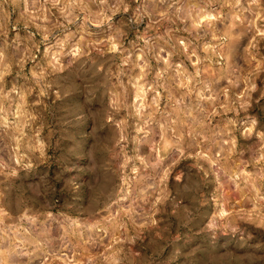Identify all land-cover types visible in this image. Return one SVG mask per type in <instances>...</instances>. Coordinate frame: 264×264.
<instances>
[{
  "label": "rangeland",
  "instance_id": "rangeland-1",
  "mask_svg": "<svg viewBox=\"0 0 264 264\" xmlns=\"http://www.w3.org/2000/svg\"><path fill=\"white\" fill-rule=\"evenodd\" d=\"M0 264H264V0H0Z\"/></svg>",
  "mask_w": 264,
  "mask_h": 264
}]
</instances>
